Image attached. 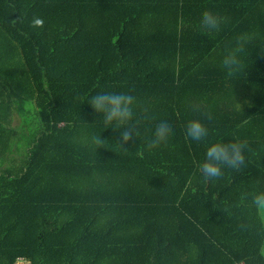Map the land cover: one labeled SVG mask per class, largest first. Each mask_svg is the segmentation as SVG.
Masks as SVG:
<instances>
[{
	"label": "trees",
	"instance_id": "1",
	"mask_svg": "<svg viewBox=\"0 0 264 264\" xmlns=\"http://www.w3.org/2000/svg\"><path fill=\"white\" fill-rule=\"evenodd\" d=\"M204 10L218 32L202 30ZM237 36L244 68L229 77L221 59ZM101 92L137 98L140 134L123 146L129 126L106 127L88 103ZM15 111L23 157L11 151ZM193 118L204 142L185 139ZM161 119L173 135L149 150ZM237 140L244 165L205 178L207 144ZM257 193L264 0H0V264H264Z\"/></svg>",
	"mask_w": 264,
	"mask_h": 264
},
{
	"label": "clouds",
	"instance_id": "2",
	"mask_svg": "<svg viewBox=\"0 0 264 264\" xmlns=\"http://www.w3.org/2000/svg\"><path fill=\"white\" fill-rule=\"evenodd\" d=\"M222 20L209 10L202 12L200 25L203 31L213 34L220 30ZM32 27L43 28L42 18L34 17L31 22ZM247 42L242 37H235L225 46L221 59V67L229 77L240 72L244 68V55L246 53ZM136 96L124 92H101L89 99L88 103L93 110L102 115L103 123L106 127L120 129L125 125L129 127L120 133L119 144L127 143L130 139L136 138L140 133L133 121V107L136 103ZM208 121L213 119L210 111L204 113ZM173 135V128L167 119H161L156 124L152 133V138L147 143L149 150L159 147ZM185 139L194 142H204L209 129L198 118H193L185 122ZM95 142L103 145L104 140L97 138ZM247 144L244 141H233L231 143L213 142L206 146L205 159L197 164L198 170L207 179H218L222 174V167L239 170L245 163L244 151ZM253 203L258 209H264V193H257L253 196Z\"/></svg>",
	"mask_w": 264,
	"mask_h": 264
},
{
	"label": "rangeland",
	"instance_id": "3",
	"mask_svg": "<svg viewBox=\"0 0 264 264\" xmlns=\"http://www.w3.org/2000/svg\"><path fill=\"white\" fill-rule=\"evenodd\" d=\"M13 118L17 136L13 139L11 151L15 156L23 157L27 154L29 139L19 112L15 111ZM18 264H25V262L19 261Z\"/></svg>",
	"mask_w": 264,
	"mask_h": 264
},
{
	"label": "built area",
	"instance_id": "4",
	"mask_svg": "<svg viewBox=\"0 0 264 264\" xmlns=\"http://www.w3.org/2000/svg\"><path fill=\"white\" fill-rule=\"evenodd\" d=\"M19 261H22L23 263L25 262V264H28V263H29L27 260H25V259H22V258H21V259H19ZM19 261H18V262H19ZM17 264H18V263H17ZM240 264H244V263H240Z\"/></svg>",
	"mask_w": 264,
	"mask_h": 264
},
{
	"label": "crops",
	"instance_id": "5",
	"mask_svg": "<svg viewBox=\"0 0 264 264\" xmlns=\"http://www.w3.org/2000/svg\"><path fill=\"white\" fill-rule=\"evenodd\" d=\"M260 213L264 217V209H260Z\"/></svg>",
	"mask_w": 264,
	"mask_h": 264
}]
</instances>
